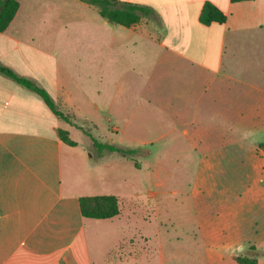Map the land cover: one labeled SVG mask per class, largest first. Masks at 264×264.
I'll return each instance as SVG.
<instances>
[{"label":"crops","instance_id":"0c3cea01","mask_svg":"<svg viewBox=\"0 0 264 264\" xmlns=\"http://www.w3.org/2000/svg\"><path fill=\"white\" fill-rule=\"evenodd\" d=\"M18 1L0 32V63L46 89L73 123H98L127 148L180 129L175 140L196 139L197 188L230 198L242 192L246 202L264 195V0H116L152 9L130 28L80 0ZM206 2L226 14L224 24L201 22ZM88 139L0 73V264H106L146 224H130L123 202L135 205L140 193H126ZM229 141L253 144L225 181ZM97 196L117 197L120 214L84 217L81 199ZM213 210L200 217L196 207V223L215 236ZM230 222L231 236L253 230V219ZM256 231L264 237V219Z\"/></svg>","mask_w":264,"mask_h":264},{"label":"rangeland","instance_id":"374dc122","mask_svg":"<svg viewBox=\"0 0 264 264\" xmlns=\"http://www.w3.org/2000/svg\"><path fill=\"white\" fill-rule=\"evenodd\" d=\"M83 127L91 128L100 142L120 143L109 140L108 132L98 123ZM179 132L180 129L177 134ZM177 134L172 133L166 139L140 146L151 154L145 156L144 151V155L134 159L109 153L98 157L92 141L88 139L87 146L94 158L115 167L112 174L126 187V193H140L135 205L130 207L127 206L128 201L123 202L130 224L135 218L146 223L137 227L136 235L126 239L110 255L106 264H238L235 260L237 256L257 257L262 264L264 237L256 231V224L264 219V195L255 194L251 198L255 205L254 210L249 211L245 208L252 200L244 201L242 192L236 199L219 195L218 189L208 195L210 189L197 188L196 168L201 157L196 156V139L175 140L174 135ZM81 135L74 132L72 137L77 140ZM227 143L231 155L224 158L227 172L221 177L225 181L233 180L234 172L239 173L237 170L241 169L240 164H244L245 160L241 151L245 152L248 143L253 144L247 142L244 147H238L235 141ZM136 163L139 168H136ZM209 206L214 208L211 214L218 220L215 236L209 234L211 231L199 230L196 223V207L197 216L204 217L205 214L200 211ZM233 218L253 219V230L242 236L229 235L226 227L232 226L230 220Z\"/></svg>","mask_w":264,"mask_h":264},{"label":"trees","instance_id":"16d2710c","mask_svg":"<svg viewBox=\"0 0 264 264\" xmlns=\"http://www.w3.org/2000/svg\"><path fill=\"white\" fill-rule=\"evenodd\" d=\"M86 4L95 6L99 9L100 15L108 19L111 23L123 27H133L138 24L143 17L152 15V9L134 4H118L116 0H80ZM232 2H243L250 0H231ZM20 8L18 0H0V32L8 29ZM227 16L217 6L211 2H206L201 22L205 25L212 23L224 24ZM0 73L11 78L19 85L39 95L46 103L50 111L66 123L75 126L81 130L93 143V147L97 151L98 157H103L105 154H118L126 159H134L137 156H149L151 152L140 147L127 148L114 143L100 142L91 128H85L73 123V118L70 115L64 114L59 110L58 105L46 89L36 84L34 81L22 77L14 72L12 69L0 63ZM58 135L60 139L70 146H76L77 143L73 141L69 133L64 130H59ZM139 168L138 164H135ZM81 211L84 217L92 219H110L120 214L119 199L115 196H97L81 199ZM236 262L238 264H260L257 257L237 256Z\"/></svg>","mask_w":264,"mask_h":264}]
</instances>
